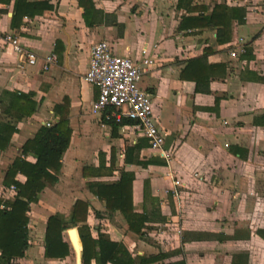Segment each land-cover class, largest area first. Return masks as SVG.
I'll list each match as a JSON object with an SVG mask.
<instances>
[{
  "label": "crops",
  "instance_id": "obj_1",
  "mask_svg": "<svg viewBox=\"0 0 264 264\" xmlns=\"http://www.w3.org/2000/svg\"><path fill=\"white\" fill-rule=\"evenodd\" d=\"M41 1L52 7L13 25L16 0H0V95L33 92L37 101L36 112L18 122L11 145L0 151L7 163L0 172V200H14L6 197V171L41 125L64 118L72 133L58 180L30 204V245L17 262L68 264L67 258L45 257L47 220L69 215L82 199L89 203L94 238L107 234L133 256L159 255L149 264H264V0H192L201 7L192 11L178 8L179 0H91L88 23L81 0H20V5ZM216 4L245 9L242 21L231 22L224 43L217 40L218 27H185L184 18L209 14ZM6 34L35 52L38 63L15 51ZM240 37L248 53L232 57ZM100 40L117 55L140 60L147 49L154 59L140 86L152 98L165 147L173 151L169 163L150 149L136 121L108 117L112 109L92 111L98 89L84 75ZM52 52L58 61L44 70L41 59ZM206 52L208 63L224 64L225 75L210 76L197 90L187 61ZM131 172L133 210L151 218L143 236L129 229L120 211L107 210L93 184L116 182Z\"/></svg>",
  "mask_w": 264,
  "mask_h": 264
},
{
  "label": "trees",
  "instance_id": "obj_2",
  "mask_svg": "<svg viewBox=\"0 0 264 264\" xmlns=\"http://www.w3.org/2000/svg\"><path fill=\"white\" fill-rule=\"evenodd\" d=\"M80 2L85 8L84 16L88 23L90 12L94 10V4L91 0ZM191 2L192 0H179L178 8L186 6L190 11L201 9L199 6L191 5ZM51 7L52 5L47 1L25 2L20 5V0H16L12 24L16 25L25 15L34 16ZM244 16L245 9L242 7L216 4L211 13L187 17L184 21L186 28L218 27L217 40L224 43L229 40L231 22L234 19L242 21ZM247 53L248 48L243 56ZM207 54L208 52L201 57L187 61V73L194 74L197 90L210 79V76L225 75L224 64L208 63ZM36 108L37 101L34 99L33 92L4 91L1 93L0 151L6 150L11 145L13 135L17 132L18 122L25 117H31L36 112ZM124 122H133V120L129 119ZM71 133V127L64 118L49 126L41 125L36 135L23 145L22 155L15 157L8 166L4 184L6 187L14 184L17 190L14 200H0V264H19L17 259L25 256L30 245V217L28 215L30 204L39 200L40 193L48 183L58 180L57 174L62 167L63 155L69 147ZM133 151L131 149L129 153ZM29 155L35 158L34 162L27 160ZM142 164L147 165V162ZM91 168L94 170V167ZM87 169L85 168V174ZM95 172L100 173L97 169ZM18 174H23L26 180L21 182L16 179ZM133 179L134 173L131 172L123 173L120 180L116 182H95L93 184L97 187L96 195L106 201L107 210L112 213L120 211L129 229L143 236V229L151 218L147 212L140 214L133 210ZM88 208L87 201L77 199L69 215L56 213L49 216L45 232V257L63 260L75 253L67 237V230L72 227L78 228L83 252L82 264H91L92 261L97 264H138V259H143V264H149L152 258L159 257V255L150 258L133 256L124 242L114 241L107 234L94 238L87 224Z\"/></svg>",
  "mask_w": 264,
  "mask_h": 264
},
{
  "label": "built area",
  "instance_id": "obj_3",
  "mask_svg": "<svg viewBox=\"0 0 264 264\" xmlns=\"http://www.w3.org/2000/svg\"><path fill=\"white\" fill-rule=\"evenodd\" d=\"M4 40L12 45L15 51L23 53L30 64H37L40 60L35 52L25 49L13 35L6 34ZM247 46L245 38L240 37L235 46L230 49V55L237 57L245 54ZM41 60L42 68L47 70L57 63L58 55L52 52L42 57ZM154 63L147 49L142 50L140 60H134L130 56L113 53L108 42L100 40L92 46L89 68L84 75V80L98 89L97 98L92 105L94 113L112 109L108 117H115L117 120L128 118L136 121V127L148 140L150 149L169 163L173 158V151L165 147V135L157 124L158 118L154 111L152 98L140 86L146 67ZM47 125L49 126L50 122H47ZM174 185L180 186L181 181L175 179ZM6 190L8 193L6 197H14L17 188L13 184ZM172 192L177 194L178 190L175 188Z\"/></svg>",
  "mask_w": 264,
  "mask_h": 264
},
{
  "label": "water",
  "instance_id": "obj_4",
  "mask_svg": "<svg viewBox=\"0 0 264 264\" xmlns=\"http://www.w3.org/2000/svg\"><path fill=\"white\" fill-rule=\"evenodd\" d=\"M67 234L69 237V240L72 244V247L75 251V254L77 255V264H82V245H81V240L79 237L78 229L75 227L69 228L67 230ZM79 243L81 245L80 249L78 248Z\"/></svg>",
  "mask_w": 264,
  "mask_h": 264
},
{
  "label": "rangeland",
  "instance_id": "obj_5",
  "mask_svg": "<svg viewBox=\"0 0 264 264\" xmlns=\"http://www.w3.org/2000/svg\"><path fill=\"white\" fill-rule=\"evenodd\" d=\"M0 160L2 162V164L0 163V166H2V168L0 169V172H4L5 171L4 167L7 165V163H3V159H2V155L1 154H0ZM8 161H9V159H8ZM67 237H68V234H67ZM66 260H67L68 264H76V254L72 253L69 257H67Z\"/></svg>",
  "mask_w": 264,
  "mask_h": 264
}]
</instances>
